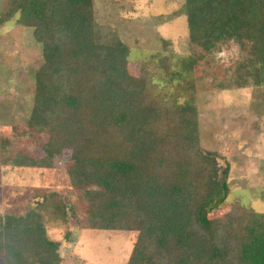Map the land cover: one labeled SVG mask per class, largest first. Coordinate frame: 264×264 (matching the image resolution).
<instances>
[{
  "label": "trees",
  "instance_id": "obj_1",
  "mask_svg": "<svg viewBox=\"0 0 264 264\" xmlns=\"http://www.w3.org/2000/svg\"><path fill=\"white\" fill-rule=\"evenodd\" d=\"M94 3L5 0L0 25L18 15L42 46L27 127L48 135L44 157L23 146L13 161L47 166L69 149L79 226L136 231L126 264H264V213L236 202L202 220L230 190L222 181L210 200L219 168L201 148L195 89L203 76L193 67L195 55L207 68L209 56L234 41L239 57L223 86L264 85V0H184L177 15L188 25L187 97L153 94L151 76L131 71L130 46L96 20ZM39 196L21 212L0 214L5 264H62V242L49 229L53 220L68 222L77 200L58 190Z\"/></svg>",
  "mask_w": 264,
  "mask_h": 264
},
{
  "label": "rangeland",
  "instance_id": "obj_2",
  "mask_svg": "<svg viewBox=\"0 0 264 264\" xmlns=\"http://www.w3.org/2000/svg\"><path fill=\"white\" fill-rule=\"evenodd\" d=\"M183 2L95 0L94 3L96 20L112 26L130 46L131 71L151 76L156 97L178 90L187 97L181 88L188 86L192 76L182 63L183 56L188 58L190 53L188 25L184 15H177ZM4 3L5 0H0V10ZM17 18L18 15L0 25V144L4 146L0 149V214L18 213L35 205L43 191L65 192L77 200L75 213L67 223L53 220L49 229V236L62 242V264H126L136 231L79 226L84 213L69 182V149L47 166H23L13 161L16 151L23 146L37 159L44 157L43 146L48 138L46 133L27 127L35 72L43 56L33 28L19 24ZM161 38L169 43L165 44ZM238 57V45L228 41L209 56L207 68L202 55L193 58L196 74L203 76L195 89L201 148L205 153L215 154L219 168L210 200L221 191L222 181L227 180L230 190L223 205L202 216L204 222L222 216L236 202L250 211L264 213V85L223 86L231 77L230 68ZM66 230L70 231L69 240ZM0 264H5L1 254Z\"/></svg>",
  "mask_w": 264,
  "mask_h": 264
}]
</instances>
